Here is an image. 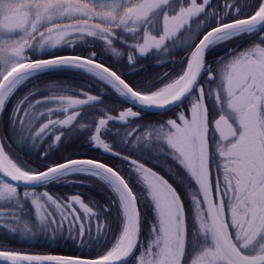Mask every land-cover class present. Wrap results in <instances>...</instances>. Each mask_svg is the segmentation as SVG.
I'll use <instances>...</instances> for the list:
<instances>
[{
    "label": "snow or ice",
    "instance_id": "obj_1",
    "mask_svg": "<svg viewBox=\"0 0 264 264\" xmlns=\"http://www.w3.org/2000/svg\"><path fill=\"white\" fill-rule=\"evenodd\" d=\"M0 229L78 252L0 264H264V0H0Z\"/></svg>",
    "mask_w": 264,
    "mask_h": 264
},
{
    "label": "trees",
    "instance_id": "obj_2",
    "mask_svg": "<svg viewBox=\"0 0 264 264\" xmlns=\"http://www.w3.org/2000/svg\"><path fill=\"white\" fill-rule=\"evenodd\" d=\"M182 56H175L174 59L179 60ZM144 63L149 67L150 72L155 73H163L165 71H172L174 68H178L179 65L166 64L164 67H153L155 61L149 58ZM114 103H119V101H113ZM130 106V105H125ZM115 114V113H113ZM163 114L160 113H149L146 115L147 120H154L161 118ZM14 151L27 160L29 163L35 159V157L31 154V150L27 147H24L23 150L21 147H17L15 144L12 145ZM119 150V149H117ZM82 152L87 155L88 158H100L103 162L106 163H114L123 171L127 170V164L125 162L120 161L118 158L111 156L108 153H104L99 150H90L87 147L82 149ZM151 166V165H149ZM159 171V169H157ZM45 189H37V191H44ZM50 194L60 196H70L76 194L77 192H88L97 198H101L103 196V192L101 191L100 185L93 182L90 187L87 186H74V185H57V186H49L47 189ZM0 239H6V243L11 248L20 249L23 251L31 252V253H44V254H56V255H75L78 254L77 250L72 247L70 244H65L63 242L52 243L51 241L45 238H36L30 241H21L19 235H13L5 232L0 229Z\"/></svg>",
    "mask_w": 264,
    "mask_h": 264
},
{
    "label": "flooded vegetation",
    "instance_id": "obj_3",
    "mask_svg": "<svg viewBox=\"0 0 264 264\" xmlns=\"http://www.w3.org/2000/svg\"><path fill=\"white\" fill-rule=\"evenodd\" d=\"M179 46V45H178ZM222 51V50H221ZM182 52H180L179 54H177L176 56H181L182 54H181ZM180 109H176V111H179ZM173 115H174V113L173 112H168L166 115H164L163 114V116L161 117V118H172L173 117ZM162 174H164V173H162ZM167 178V177H166ZM170 182H172L171 180H170Z\"/></svg>",
    "mask_w": 264,
    "mask_h": 264
},
{
    "label": "rangeland",
    "instance_id": "obj_4",
    "mask_svg": "<svg viewBox=\"0 0 264 264\" xmlns=\"http://www.w3.org/2000/svg\"><path fill=\"white\" fill-rule=\"evenodd\" d=\"M185 38H187V37H185ZM130 43L132 42V41H129ZM179 47V46H178ZM182 55L181 56H183L184 55V53H181Z\"/></svg>",
    "mask_w": 264,
    "mask_h": 264
}]
</instances>
